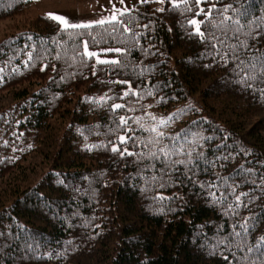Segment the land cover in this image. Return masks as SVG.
Instances as JSON below:
<instances>
[{
  "label": "trees",
  "instance_id": "1",
  "mask_svg": "<svg viewBox=\"0 0 264 264\" xmlns=\"http://www.w3.org/2000/svg\"><path fill=\"white\" fill-rule=\"evenodd\" d=\"M229 3L240 11L243 3L247 20L264 26V0H221L215 6ZM28 5L29 0H0V23L23 16ZM136 7L134 39L125 38L130 33L111 34L110 26L62 30L45 17L25 18L0 38V264H228L223 257L229 253L216 243L232 233L236 218L199 184L164 176L162 187V173L146 168L151 161L113 154L110 141L123 134L113 131L119 115L92 100L122 95L128 86L112 81H131L143 97L114 102L136 109L121 114L142 117L129 121L136 135L148 136L140 125L152 124L151 116H175L169 134L204 130L216 138L213 147L228 143L252 154L241 153L231 172L246 159L264 160V97L255 83L252 88L239 83L231 62L225 66L227 45L208 31L207 40L193 32L188 20L196 18L203 21L202 31L208 25L221 35L215 29L219 20L209 24L203 14L194 17L199 8L191 0L175 9L164 4V12L152 3ZM76 32L102 33L104 41L91 43L89 50L125 49L112 53L122 63L97 64L76 55L75 46L82 54V40L90 39ZM206 155L211 159L214 153ZM211 178L203 172L197 177ZM256 214L249 243L264 234L259 208ZM232 251L237 259L247 255Z\"/></svg>",
  "mask_w": 264,
  "mask_h": 264
},
{
  "label": "snow or ice",
  "instance_id": "2",
  "mask_svg": "<svg viewBox=\"0 0 264 264\" xmlns=\"http://www.w3.org/2000/svg\"><path fill=\"white\" fill-rule=\"evenodd\" d=\"M151 2L170 3L173 9L180 7L181 4H189V0H133L129 5L126 0H118V3L122 5L118 8L116 7V0H109V3L112 4L110 15L92 22L72 23L65 17L55 14H49V17L61 24L63 26L62 30L95 29L110 26L111 34L120 33L123 35L124 33H130L131 36L125 38L134 39L139 35L135 30L139 22V17L134 15L138 11L136 6L137 4L143 5ZM220 2L221 0H191V5L199 8V11L193 12L194 17L203 14L208 18L209 24L219 20L215 24V29L221 33L220 36H216L215 31H210L208 25H205V31H202L201 24L203 21H198L196 18L189 19L188 24L193 27L195 34L201 38L207 40L208 36L205 35V32L208 31L209 36L215 39L218 44L227 45V51H223V48L218 49V51H223L221 60L224 61L225 66L231 62L233 64L232 72L239 78V83L249 88H252L253 83H255L254 90L264 97V87H261V85H264V49L259 47L260 43H264V26L247 20L249 10L243 3L240 4V9H243V11H240L234 9V6L230 3L217 9L215 5ZM206 3H212V7H200V5ZM193 7L186 8V11H193ZM167 10V8L156 9L159 12ZM233 10L234 15H223ZM144 27L147 28L148 25L145 24ZM104 31L106 32L108 29L104 28ZM74 35L90 37V39L85 38L82 40V54L79 52V44L75 46L73 51L76 55H82V57L89 59L95 58L97 64L118 65L122 63L118 59H100V56L108 52L123 53L126 51L125 49L107 48L101 49L100 52L89 50L91 43H102L104 41L102 33L76 32ZM98 36L99 41L97 40ZM27 39L31 41L33 38L28 36ZM26 54L29 61L34 59L32 52ZM47 67L48 65H45L44 68H41V71H44ZM2 71L3 69L0 68V72ZM112 83L127 85V90L123 91L122 95L113 97L105 94L98 100H92L93 103L108 105L114 114L119 115V123L113 131H120L123 134H119L115 141H110L112 145L111 152L121 158L136 156L151 161L146 165V168H154L158 173H162L159 176L162 187L164 186V176H168L170 179L174 178L180 184L184 183V180L181 179V176H183L189 183L199 184L204 189L210 190L209 195L213 198V202L221 204L227 213L236 218L233 221L232 233L216 243L217 248L223 246L225 251L229 253L224 255L223 258L228 261V264H233V260H236V264H264V234H261L253 243L248 242L257 226V208H259L261 216L264 217V204L259 203V201H264V160L246 159L233 168L231 172H228L229 166L236 164L241 158V153L244 156L252 154L247 149L237 148L235 145L228 143H216L213 147L216 138L213 135L203 134L204 130L184 131L175 135L169 134L166 130L169 124L175 120V116H168L167 118L151 116L152 124L140 125L142 131L148 133V136L142 138L140 135H136L137 130L130 126L129 121L134 119L139 122L142 117L132 118L126 114H121L125 109L128 111H135L136 109L128 108L127 103L122 104L114 101L123 100L132 95H139L142 98L143 93L137 94L129 80H116ZM148 95H152L151 91L148 92ZM110 101L112 102L109 103ZM0 122H3L2 118H0ZM15 123L19 125L20 122L15 121ZM129 132L132 135H128ZM13 135L19 138L23 133L18 135L13 133ZM221 139L227 140V137ZM3 143L7 145L8 141H3ZM145 147L148 148L146 153L130 150ZM15 150L13 149V151ZM206 152L214 153L211 159L206 155ZM138 162L143 163L144 161L141 159ZM157 165L160 167H157ZM217 169L219 171H214ZM200 172L212 178L207 181H200L197 179ZM152 179L155 180L157 177L154 176ZM245 186L248 188L247 191L242 190ZM160 198L163 199V197ZM244 211L251 213V215H242ZM232 249L247 255L237 259L236 253Z\"/></svg>",
  "mask_w": 264,
  "mask_h": 264
},
{
  "label": "rangeland",
  "instance_id": "3",
  "mask_svg": "<svg viewBox=\"0 0 264 264\" xmlns=\"http://www.w3.org/2000/svg\"><path fill=\"white\" fill-rule=\"evenodd\" d=\"M126 2L131 5L133 0H126ZM151 3L152 8L155 10L162 8L164 5L155 2ZM168 5L172 6L170 3ZM116 7H122L118 0H116ZM111 9L112 4L109 3V0H32L31 6L25 9L23 16L0 23V38L12 33L15 29L17 30L25 22V18L45 17L56 22L60 28H63L56 20L51 19L49 14L63 16L72 23H88L110 15ZM93 51L100 52L101 49ZM112 53L116 52L102 54L100 59H116ZM92 59L96 63V59Z\"/></svg>",
  "mask_w": 264,
  "mask_h": 264
},
{
  "label": "crops",
  "instance_id": "4",
  "mask_svg": "<svg viewBox=\"0 0 264 264\" xmlns=\"http://www.w3.org/2000/svg\"><path fill=\"white\" fill-rule=\"evenodd\" d=\"M31 3H32V0H31V1L29 0V5H28V7H30V6H31Z\"/></svg>",
  "mask_w": 264,
  "mask_h": 264
}]
</instances>
